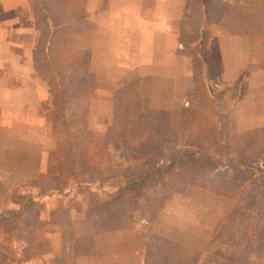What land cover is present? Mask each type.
Wrapping results in <instances>:
<instances>
[{
    "label": "rangeland",
    "instance_id": "1",
    "mask_svg": "<svg viewBox=\"0 0 264 264\" xmlns=\"http://www.w3.org/2000/svg\"><path fill=\"white\" fill-rule=\"evenodd\" d=\"M73 1L82 7V10H59L54 15L56 42L64 50L88 48L95 40L88 19L84 18L82 22L79 20L84 15V6L90 0H71L69 5ZM198 1L204 8L202 15L198 13ZM209 1L212 0H167L161 11L170 15L176 12L180 14L188 6L187 18L174 20L171 24L179 33L185 32V23L190 19L194 2L193 23L197 24L202 18L203 35L199 41L200 48L196 51L191 49L192 47L184 46L183 56L191 60L193 74L195 63L203 70L207 90L220 106L219 110L223 115L220 126L225 128L226 135L238 137L241 141L256 140L257 152L264 147V34H237L238 38L230 39L233 35L225 27L206 17L205 11L217 12L216 7H206ZM214 1L233 5L264 6V0ZM19 3L22 4L23 0L0 2V50L10 49V41L7 40L9 37L19 38L21 41L16 43L21 45L23 42L30 44L29 33L25 29L32 26L29 22L25 23V17L27 14L31 16L32 13L30 9L16 7ZM148 7L147 4L146 9ZM224 32L226 37L218 42L220 49H210L208 42L211 36L222 35ZM148 34H151L150 31H147ZM187 35L189 38L194 37L191 30ZM159 36L160 47L157 50L156 65L158 73L153 78L143 79L141 83L138 80V107L143 112L153 107L169 110L170 119L176 127L179 124L181 108H199L200 95L194 78L193 92L187 89L182 81L181 89L175 93L174 70L165 67L163 63V39L162 35ZM114 44L113 42L111 46V60L113 54L117 53H113ZM100 64L98 59L96 66L100 67ZM243 66L245 68L240 72L239 69ZM3 71H0V212L14 206L12 203L17 194H23L34 199L33 218L54 222L57 218L69 216L72 223L62 229L63 235L53 232L54 230L44 231L43 241L36 249L37 255L31 259L19 254V246L26 236L19 233L16 238L18 230H14L12 243H8V246H18L17 252L14 249L13 252L0 250V264H27L31 260H36L35 264H43L39 262L43 258L44 264H59L62 260L68 261L65 264H141L143 234L151 232L163 234L185 246L205 251L201 264H236L231 259V252L237 233L231 228L221 232V235L215 233L231 207V195L215 194L203 185L218 184L219 180L228 179L237 185L236 193L240 191V194L246 195L254 191L250 176L241 173L243 167L237 166L240 165L238 156L234 155L230 159L236 160L235 166L222 159L225 162L217 168L185 173L179 177H171L165 185L148 187L136 210L130 209L125 203L126 213L123 215L99 212L100 193L114 191L122 183V172L134 168H150L152 165L163 163L170 156L168 149L164 147L162 153H154L135 162L126 157L119 144H111L109 163L104 169L105 175H88L85 180L89 182L80 185L70 177L57 181L47 172L50 152L57 146L49 115L47 121L39 120L35 118L36 107H33L35 109L32 113L23 110L22 105H16L19 96L5 90L11 82L4 81L1 77L3 74L14 77L12 72L17 73L18 68L11 67V72ZM96 75L98 84L103 85L97 84L100 87L98 92H109L105 87L107 74L100 68ZM124 86L112 90L110 105L107 104V99L96 98L92 104L89 100L88 129L102 135L107 133L112 124L111 111L116 92ZM255 156L256 153L251 158L255 169L253 178L264 180V155ZM27 216L28 214H25L19 218V226L23 227V219ZM0 244H5V237L1 234ZM138 251L141 253L138 254ZM254 256L264 261L263 251H257Z\"/></svg>",
    "mask_w": 264,
    "mask_h": 264
},
{
    "label": "trees",
    "instance_id": "2",
    "mask_svg": "<svg viewBox=\"0 0 264 264\" xmlns=\"http://www.w3.org/2000/svg\"><path fill=\"white\" fill-rule=\"evenodd\" d=\"M70 2L71 0H35L34 6V15L40 23L33 63L38 76L49 87V118L57 141L55 150L49 155L47 172L57 181L70 177L80 185L89 182L85 180L88 175L106 174L104 169L109 163L111 144H119L126 157L135 162L154 153H162L164 147L168 149L170 156L163 163L122 172V183L114 191L100 193L99 212L120 216L126 213L125 203L130 209L138 208L148 187L165 185L171 177H179L185 173L217 168L225 162L222 159L235 166L236 160L230 159L234 155L238 156L240 165L237 166L243 167L241 173L250 176L254 191L246 195L237 191V195V185L228 179L203 186L221 196L231 195V207L215 232L221 235V232L231 228L237 233L231 259L236 264H264L260 257L254 256L257 251L264 253V180L253 178L255 169L251 163L253 154L264 155V147L256 152V140L241 141L238 137L226 135L225 128L220 126L223 118L220 106L208 92L203 70L196 63L193 78L199 91L201 106L196 109L181 108L178 126H173L171 112L165 108L153 107L145 112L140 111V83L136 80L116 92L111 111L112 124L107 133L102 135L88 129L91 51L64 50L56 42L54 15L59 10L68 12L67 5ZM206 7H216L217 12L205 11L206 17L216 20L232 35L264 34L263 5H233L212 0ZM194 8L193 2L190 19L185 23L187 29L180 33V42L197 51L203 35V21L201 18L197 24L193 23ZM202 10V3L198 1L199 15H202ZM190 30L194 33L193 38L187 35ZM15 199L12 203L14 206L0 212V234L5 237V244H0V250L13 252V249H18V246H8V243H12L13 231L18 230L16 238L19 233L26 236L19 246V254L31 259L37 255L36 249L43 241L44 231L54 230L53 232L63 235L62 229L71 225L72 221L69 216L57 218L54 222L33 218L34 199L23 194H17ZM25 214L28 216L23 219V227L19 226V218ZM201 253L202 250L185 246L163 234H143L141 264H198ZM65 262L68 263L62 260V263Z\"/></svg>",
    "mask_w": 264,
    "mask_h": 264
},
{
    "label": "crops",
    "instance_id": "3",
    "mask_svg": "<svg viewBox=\"0 0 264 264\" xmlns=\"http://www.w3.org/2000/svg\"><path fill=\"white\" fill-rule=\"evenodd\" d=\"M3 1L0 0V2ZM166 1L90 0L84 6V17L82 16L79 20L82 22L84 18L88 19L87 21L91 24V31L93 30L94 32L95 40L91 42L88 48L82 47L77 50H90L92 54L88 75L90 104L94 103L96 98L107 99L108 104L111 101L113 89L124 86L133 80H139L141 83L143 79L153 78L158 73L156 65L158 64L157 50L160 47L159 35H162L163 39V50L161 53L163 63L165 67L168 66L171 70H174L173 86L175 93L181 89L182 81L186 84L187 89L193 92V66L191 60L183 56L182 49L184 45L180 42V33L177 29H173L171 25L174 20L187 18L188 6L180 14L177 12L172 15L169 13L165 14L161 10ZM147 4L149 7L146 9ZM44 5L47 6L45 2ZM34 6L35 0H23L22 4L19 3V6H16L30 9L32 13L31 16L27 14L25 17V23L29 22L32 26V28L25 29L29 33L30 44L28 45L27 42H23L22 45L16 43L18 40L21 41L17 37V39L7 38L10 41V49L0 50V71L4 70L3 72L5 73L6 70L11 72V67L18 68L17 73L12 72L14 77L2 75V80L11 82L5 87V90L8 93L19 96V101L16 105H22L23 110L32 113L33 109H35L33 107H36L35 112L37 114L35 118L47 121L51 100L49 87L38 76L33 63V53L39 37L38 25L40 23V20L34 15ZM67 9L76 11V9L82 10V7L77 6L76 2L73 1L71 5H67ZM147 31H150L151 34L147 35ZM225 33L211 36L208 42L210 49L219 48L218 42L226 37ZM237 36H230V39L238 38ZM0 37H2L1 34ZM113 42L115 43L113 53L114 51L117 53L113 54V59L111 60ZM220 46L223 49L221 44ZM98 59L101 62L100 67L96 66ZM100 68L107 74L105 87L109 89V92H103L102 90L98 92L100 87L97 86L99 81L96 74H98ZM244 68L245 66L240 68L241 70L239 69V71H243ZM98 85L103 86L101 84ZM40 109H42L41 112ZM45 110L48 111L47 115ZM105 120L108 119L105 118ZM137 253L140 254L141 252L138 251ZM204 253L205 251L201 253L198 264L202 263ZM35 261H28L27 264H35ZM39 262L44 264L45 259L43 258ZM51 264L55 263L52 262Z\"/></svg>",
    "mask_w": 264,
    "mask_h": 264
}]
</instances>
